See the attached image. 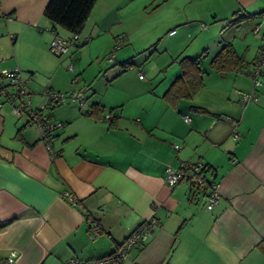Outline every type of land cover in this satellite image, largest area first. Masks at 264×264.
<instances>
[{
	"label": "crops",
	"instance_id": "0c3cea01",
	"mask_svg": "<svg viewBox=\"0 0 264 264\" xmlns=\"http://www.w3.org/2000/svg\"><path fill=\"white\" fill-rule=\"evenodd\" d=\"M49 1L1 0L0 70L18 67L33 76L28 91L35 108L45 102V88L70 90L79 76L87 105L70 101L47 109L52 121L65 124L51 137L54 157L36 126L0 110V264H10L14 253L12 264L104 257L150 218L157 228L125 264H264V64L258 101L246 107L236 91H253L252 79L241 70L211 73L203 64L204 87L193 99L176 106L164 99L182 74L176 61L182 56L204 58L231 43L247 65L254 63L264 40V0H98L80 34L82 47L100 48L87 61L91 75L82 47L59 59L51 54L55 33L72 34L44 16ZM205 21L211 27L203 28L210 25ZM138 31L140 43L132 36ZM114 33L131 47L117 72L114 61L110 69L97 62L116 50ZM159 42L168 57L163 68L178 66L166 84L141 78L134 56ZM69 59L79 63L77 70L68 71ZM128 61L133 67L125 70ZM196 160L208 165L207 179L219 193L211 209L212 184L164 183L169 166ZM93 226L100 234L90 239Z\"/></svg>",
	"mask_w": 264,
	"mask_h": 264
},
{
	"label": "built area",
	"instance_id": "2783aa9c",
	"mask_svg": "<svg viewBox=\"0 0 264 264\" xmlns=\"http://www.w3.org/2000/svg\"><path fill=\"white\" fill-rule=\"evenodd\" d=\"M264 15V14H263ZM203 28L205 26L203 25ZM260 27L255 28V33L259 34ZM175 33L173 31L171 34ZM119 38L117 40L116 49L120 48ZM82 44L80 35L73 34L70 37H62L55 33L54 38L50 43V51L55 55H65L70 48H78ZM106 59L110 62L114 61V52L108 54ZM264 64V40L260 46L258 57L256 61L241 70L253 81L254 90L251 92H243L241 90L236 91L239 95L240 104L246 107L248 104L257 102V94L255 89L261 85L259 80L262 74ZM70 70L74 69V65L69 66ZM144 76L141 75V78ZM29 79L23 77L18 67L5 68L0 70V110L8 107L10 111L18 118H25L28 125H34L40 132L41 140L46 143L50 149L53 157L55 156L50 140L53 132L57 129H61L65 126L63 122L52 121L47 109L67 104L70 101H77L81 109H85L87 105V99L85 96L86 86H80L77 89L69 90L67 92L54 91L47 88L45 91L46 101L40 107H33L32 95L28 91ZM73 84H79L77 78L73 79ZM89 110L87 109V112ZM108 117H112L111 114ZM189 121V118H185ZM236 125V122H234ZM234 136L237 137V129H235ZM179 150V145L174 146ZM208 167L202 160L183 162L179 167L169 166L167 173L164 177V183L170 187L177 186L185 183L193 188L201 189L208 184L207 179ZM63 197L70 199L74 205H80L77 197L70 192H64ZM219 193L216 185L212 186L211 193L208 197L207 208L211 209L219 200ZM158 226V220L156 218H150L144 221L132 235H130L119 247L110 255L91 259L83 260L77 257L69 259L64 264H125L132 256L135 247L142 245L150 239L155 229ZM100 234L98 226H93L89 232L90 239H95ZM16 253L7 259V263H14L16 261Z\"/></svg>",
	"mask_w": 264,
	"mask_h": 264
},
{
	"label": "trees",
	"instance_id": "16d2710c",
	"mask_svg": "<svg viewBox=\"0 0 264 264\" xmlns=\"http://www.w3.org/2000/svg\"><path fill=\"white\" fill-rule=\"evenodd\" d=\"M97 2L98 0H50L45 8L44 16L55 27L65 29L72 35H80ZM85 43L82 41L78 48ZM202 60L201 56L197 58L182 56L176 60L182 68V74L173 81L164 94V99L170 105L176 106L182 99H193L203 89L207 71L202 68ZM123 66L127 70L133 67V63L128 61ZM209 66L214 72L227 74L233 70H243L249 65L246 64L245 58L237 53L234 46L227 43L211 59ZM92 107L96 111L103 110L100 103H94ZM211 184L212 182L209 181L207 185Z\"/></svg>",
	"mask_w": 264,
	"mask_h": 264
},
{
	"label": "rangeland",
	"instance_id": "374dc122",
	"mask_svg": "<svg viewBox=\"0 0 264 264\" xmlns=\"http://www.w3.org/2000/svg\"><path fill=\"white\" fill-rule=\"evenodd\" d=\"M154 22V21H153ZM205 23H207V24H210V25H206L205 26V28H207L208 26L209 27H211V23L209 22V21H205ZM152 26H153V23L152 24H148L144 29L146 30V29H150V28H152ZM123 28V27H122ZM116 30H118V29H116ZM115 30V32H117ZM178 33H179V31H177V35L176 36H174L173 38H176L177 36H178ZM120 33H114V36H117L118 35V37H116L117 39H119V38H121L122 40L120 41V47L122 46V48H118V49H116V50H114V72H117L118 71V69H119V63H121L122 61H124V55L126 56V54H129L130 55V49H131V47H129L130 45H126V46H124V41H123V36H120L119 35ZM133 37H134V39L136 40V41H138L139 43H140V41H139V39H140V37H142V33L141 32H139L138 31V33H133V35H132ZM195 36V35H194ZM123 37V38H122ZM195 38V37H194ZM194 38H192L190 41H189V44H190V47L191 48H194L195 46H196V43H197V41L198 40H196L195 41V39ZM194 39V40H193ZM169 39H167L166 41H168ZM160 44V45H159ZM114 45H115V43H114ZM116 45H117V40H116ZM115 45V46H116ZM172 45H175L174 43H172ZM87 46L88 45H86V46H84V47H82V48H78L79 49V55L83 58V62H84V66H88L87 67V75H91L92 74V68H90V65H89V63H90V61H91V58H92V56H94V54H97V53H99V50H100V48H97V49H93V47L92 46H90L89 48H87ZM162 46H163V43L161 42H159L157 45H155V46H153L152 48L150 47L149 48V50H147V51H144V52H142V53H140V54H137V55H134L135 56V60L141 65V68H139V69H137V71L139 70V71H141V74L144 76V78L146 79V81H149L150 79H154L155 81H156V83H160V82H162L163 84H166L167 82H170L171 80H173L174 78H175V73H174V71H175V69H176V67H178L177 65H173V67H172V69H167V67H165V68H163L164 67V65L166 64V62H167V59H168V57L166 56V54L164 53V51H163V49H162ZM87 49H86V48ZM125 48H127V49H125ZM123 49H125V50H123ZM85 50V51H84ZM121 50L123 51L122 53H121ZM156 50V51H155ZM71 52V51H70ZM120 53V54H119ZM153 53H154V55H153ZM191 53V52H190ZM51 54L54 56V57H56V58H63V57H66V56H64V55H62V56H57V55H55L54 53H52L51 52ZM109 54H111V53H109ZM117 54H119V56H120V58L121 57H123L122 59H120V62H118V61H116L115 62V55H117ZM150 54H152L153 56V58L152 59H149L150 57ZM191 54H194V51L191 53ZM128 56V55H127ZM131 56V55H130ZM204 58H203V68L205 69V70H209L210 69V66H209V63H210V61H211V59L215 56V53H214V51L213 52H209L208 53V51H207V53H205L204 54ZM102 58H103V56H102ZM156 58V59H155ZM99 59H101V57L99 58ZM89 63H88V62ZM99 61H101L100 63H102L101 65H102V67H106L105 69H110V68H112L113 67V65L111 64L112 62H110V61H108L107 59H106V57H105V55H104V58L102 59V60H98L97 62H99ZM73 63V61H71V59H69V63H68V65H66V68H68V71H69V66L71 65ZM74 67H75V69L77 70V68H79V63L78 62H75L74 61ZM96 64V63H95ZM97 65V64H96ZM156 67H162V69H161V71L160 72H157L156 74L154 73L153 74V70L152 69H154V68H156ZM95 69V68H94ZM136 69V68H135ZM178 69V68H177ZM146 70H151L152 71V73H144V71H146ZM24 73V72H23ZM22 73V75H23V77L24 78H26V79H33V76L32 75H29V76H24V74ZM211 73H213V71L211 72ZM73 79H75V78H77V77H72ZM79 78V79H78ZM78 81H79V84L77 83L76 85H74L73 84V79H71V85H72V88H70V90H74V89H77V88H79L78 86H83V85H85L84 83L85 82H83V80L78 76ZM132 79H133V81L135 82V81H137L136 80V78H134V76H132ZM95 83V82H94ZM46 89L47 88H45L44 89V91H43V93H45V91H46ZM67 91H69V90H67ZM67 91H63V92H67ZM45 101H46V99H45ZM7 109H9L8 107H6L4 110L6 111ZM10 110V109H9ZM12 113V112H11ZM13 114V113H12ZM14 115V114H13ZM14 117H16L15 115H14ZM16 118H18V117H16ZM19 119V121H23L25 118L23 117V118H18Z\"/></svg>",
	"mask_w": 264,
	"mask_h": 264
}]
</instances>
